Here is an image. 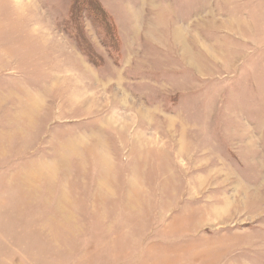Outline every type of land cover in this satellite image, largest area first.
<instances>
[{
  "label": "rangeland",
  "instance_id": "374dc122",
  "mask_svg": "<svg viewBox=\"0 0 264 264\" xmlns=\"http://www.w3.org/2000/svg\"><path fill=\"white\" fill-rule=\"evenodd\" d=\"M75 1L0 0V264H264V0Z\"/></svg>",
  "mask_w": 264,
  "mask_h": 264
},
{
  "label": "trees",
  "instance_id": "16d2710c",
  "mask_svg": "<svg viewBox=\"0 0 264 264\" xmlns=\"http://www.w3.org/2000/svg\"><path fill=\"white\" fill-rule=\"evenodd\" d=\"M73 17H79L81 11H88L90 15H93L95 21L100 26H103L108 35H111L115 39L114 26L110 18L107 16L104 10H102L96 0H76L72 5Z\"/></svg>",
  "mask_w": 264,
  "mask_h": 264
},
{
  "label": "crops",
  "instance_id": "0c3cea01",
  "mask_svg": "<svg viewBox=\"0 0 264 264\" xmlns=\"http://www.w3.org/2000/svg\"><path fill=\"white\" fill-rule=\"evenodd\" d=\"M235 232H239V231H235ZM245 262H242V261H235V262H233V263H231V264H244Z\"/></svg>",
  "mask_w": 264,
  "mask_h": 264
}]
</instances>
